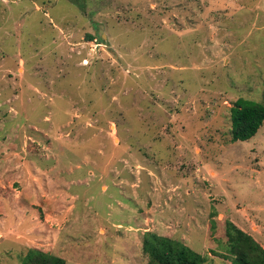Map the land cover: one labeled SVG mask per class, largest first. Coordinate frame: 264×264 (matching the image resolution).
<instances>
[{
    "label": "rangeland",
    "instance_id": "rangeland-1",
    "mask_svg": "<svg viewBox=\"0 0 264 264\" xmlns=\"http://www.w3.org/2000/svg\"><path fill=\"white\" fill-rule=\"evenodd\" d=\"M264 0H0V264H150L147 232L264 247ZM213 218L217 230H211Z\"/></svg>",
    "mask_w": 264,
    "mask_h": 264
},
{
    "label": "trees",
    "instance_id": "trees-1",
    "mask_svg": "<svg viewBox=\"0 0 264 264\" xmlns=\"http://www.w3.org/2000/svg\"><path fill=\"white\" fill-rule=\"evenodd\" d=\"M264 124V104L239 99L232 109V141L251 140ZM213 218L211 230L216 232L217 224ZM227 243L224 258L231 264H264V247L249 233L234 222H226ZM143 251L150 264H204L205 256L183 242L157 233L147 232ZM21 264H66L64 258L31 248L23 257Z\"/></svg>",
    "mask_w": 264,
    "mask_h": 264
}]
</instances>
